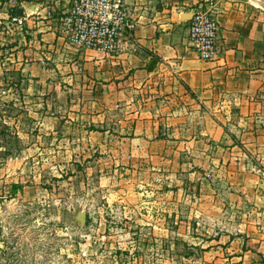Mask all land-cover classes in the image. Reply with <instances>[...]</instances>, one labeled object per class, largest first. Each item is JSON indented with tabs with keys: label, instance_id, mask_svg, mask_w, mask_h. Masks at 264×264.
I'll return each mask as SVG.
<instances>
[{
	"label": "crops",
	"instance_id": "obj_1",
	"mask_svg": "<svg viewBox=\"0 0 264 264\" xmlns=\"http://www.w3.org/2000/svg\"><path fill=\"white\" fill-rule=\"evenodd\" d=\"M18 1L0 39L10 44L6 68L26 85L25 99L55 100V114L76 118L72 130L93 149H110L113 163L197 180L207 195L214 187L219 212L264 215V0L211 5L223 51L209 61L189 36L191 14L205 0H125L138 28L124 51L110 54L61 36L57 15L68 1L9 6ZM20 9L22 28L9 21Z\"/></svg>",
	"mask_w": 264,
	"mask_h": 264
},
{
	"label": "rangeland",
	"instance_id": "obj_2",
	"mask_svg": "<svg viewBox=\"0 0 264 264\" xmlns=\"http://www.w3.org/2000/svg\"><path fill=\"white\" fill-rule=\"evenodd\" d=\"M0 42V264H264L261 211L219 212L214 187L107 160L55 100L23 97Z\"/></svg>",
	"mask_w": 264,
	"mask_h": 264
},
{
	"label": "built area",
	"instance_id": "obj_3",
	"mask_svg": "<svg viewBox=\"0 0 264 264\" xmlns=\"http://www.w3.org/2000/svg\"><path fill=\"white\" fill-rule=\"evenodd\" d=\"M69 8L60 15V32L65 41L78 49L102 53L124 51L138 28V22L127 9L125 0H66ZM217 0H205L194 12L189 36L201 59H217L223 51L220 26L211 9ZM9 21L24 27L25 17L11 16Z\"/></svg>",
	"mask_w": 264,
	"mask_h": 264
},
{
	"label": "water",
	"instance_id": "obj_4",
	"mask_svg": "<svg viewBox=\"0 0 264 264\" xmlns=\"http://www.w3.org/2000/svg\"><path fill=\"white\" fill-rule=\"evenodd\" d=\"M31 10H32V11L34 10V7H33V6L28 7V8L26 9L27 13H29ZM18 16H20V17H24L23 9H20V10L18 11ZM192 18H193V14H191V18H190V19L192 20Z\"/></svg>",
	"mask_w": 264,
	"mask_h": 264
}]
</instances>
